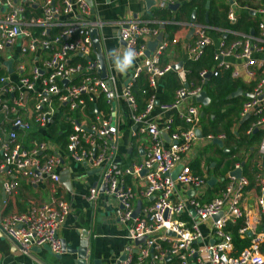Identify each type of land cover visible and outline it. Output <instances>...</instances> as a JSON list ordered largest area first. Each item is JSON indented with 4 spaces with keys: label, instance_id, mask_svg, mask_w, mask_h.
Wrapping results in <instances>:
<instances>
[{
    "label": "built area",
    "instance_id": "obj_1",
    "mask_svg": "<svg viewBox=\"0 0 264 264\" xmlns=\"http://www.w3.org/2000/svg\"><path fill=\"white\" fill-rule=\"evenodd\" d=\"M153 1L160 9L177 3ZM228 6L226 19L234 25L239 6L236 0H229ZM247 10L258 18L253 33L226 30L224 34L240 38L226 42L223 36L216 45L207 25L197 20L187 23L192 38L185 45L186 59L196 61L204 47L213 46L216 67L200 71L199 84H181L171 101L158 104L154 91L172 67L160 63L169 44L163 35L148 56L144 55L146 42L160 33L156 26L139 21L119 23L118 38L123 42L124 57L131 51L133 60L127 79L118 89L115 75L100 77L89 33L100 28L101 22L90 17L92 10L85 0H0V52L16 51L10 57L15 75L0 76V115L8 123V129L0 128L3 206L17 189L18 181L34 185L48 179L58 184L65 161L82 164L91 171L98 169L86 200L92 201L101 191L118 203L116 219L128 243L113 264H264V167L254 175L258 194L256 214L252 215L241 205L250 180L243 174L240 162L232 170L241 168L242 176H231L232 170L225 177L218 176L224 184L210 200L202 198L208 179L191 173L188 162L182 163L197 142L206 146L215 139L223 144L226 141L223 133H202L203 104L195 98L204 90L208 73L218 76L225 71L236 79L241 77L236 70L238 64L228 58L240 62L251 85L243 92L253 95L251 99L244 97L241 104L238 119L249 116L242 133H264V4ZM258 53L262 56L257 57ZM141 76L151 92L138 110L131 88ZM99 98L104 109L96 107ZM193 100L200 105L193 104ZM183 101L187 106L179 108ZM87 103L92 104L90 108ZM122 109L132 127V137L142 143V155L137 160L122 162L126 157L118 151V117ZM154 109L175 113L167 116L159 129L153 121ZM174 116L183 121L185 127L181 130L172 129ZM54 121L67 125L63 144L47 135ZM34 128L44 136L42 140L29 136ZM197 129L201 137H197ZM161 133H166L167 143ZM257 153V163L261 165L264 134ZM178 165L180 169L173 180L170 173ZM135 179L142 181L141 188L134 185ZM175 184L188 187L196 195L176 198ZM135 200L140 201V210L132 216ZM68 214L69 203L59 197L31 202L24 211L0 217V231L22 252L46 245L52 254H58L61 248L57 230ZM237 219H242L238 233L250 238V244L233 255L232 234L226 226ZM202 223L208 225L206 237ZM138 239L141 240L137 242Z\"/></svg>",
    "mask_w": 264,
    "mask_h": 264
},
{
    "label": "crops",
    "instance_id": "obj_2",
    "mask_svg": "<svg viewBox=\"0 0 264 264\" xmlns=\"http://www.w3.org/2000/svg\"><path fill=\"white\" fill-rule=\"evenodd\" d=\"M91 7L90 17L94 20H99L101 22L100 28H97V35L100 44V50L103 56L105 63V72L106 74H112L116 76V85L120 89L124 81L128 77L129 66L124 67L121 70L123 65V48L121 41L118 38V25L121 22L125 21H139L147 23L151 26H156L163 37L168 41V48L164 53V62L175 67L180 64V67L176 72V76L179 79L180 84L186 83L187 86L190 85L186 82V74L182 69V63L186 59L185 55V45L191 41L192 34L191 31L187 28L188 20L177 19L175 20L174 15L177 13L178 8H180L187 1L176 0L178 7L169 11L171 14L170 20L161 21L156 19H147L146 14H148L155 5H146L145 0H85ZM189 1V0H188ZM239 12L248 11L247 8H241L238 0ZM229 5V0H225ZM247 3L259 7L264 4V0H246ZM206 5V4H205ZM222 6V0H217L216 7L219 8ZM222 10V9H221ZM193 12V11H192ZM191 12V13H192ZM190 13V15H191ZM195 13V12H193ZM251 15H255L249 11ZM178 16L182 17V15ZM206 14V13H205ZM206 18V16H205ZM196 20V16H195ZM162 26V27H161ZM215 32L210 31L209 34L212 37L214 44L216 45L224 33L219 34V28ZM9 55V57H8ZM16 55V51L8 49L3 52H0V70H2L8 77L15 75V70L7 73L5 62L10 57ZM257 57H261V54H257ZM227 61H232L237 63V71L240 74L239 79L246 87H248V80L244 75L243 69L240 67V62L232 58H228ZM163 63V64H165ZM10 66H14L11 62ZM184 72V73H183ZM169 73L165 74L159 81V84L156 88L157 95L160 94L162 83L165 80ZM245 87V88H246ZM206 91V88L204 87ZM207 94V92H206ZM208 95V94H207ZM244 98V97H242ZM120 106L124 107V103L120 102ZM187 102L183 101L179 108H185ZM193 104H198L193 100ZM202 104V103H201ZM211 104L210 102L205 104ZM204 106V105H200ZM123 110V109H122ZM175 111H159L154 109L152 112L153 121L157 128H161L164 119L167 116H172ZM200 113L201 123L205 124L206 119H203L207 115H210L209 112ZM126 111L123 110L122 114L119 115V129H118V151L126 157L123 158L122 162H126L131 159L137 160L142 155L141 153V140L132 137V127L125 120L124 115ZM237 119L236 122H238ZM239 124L240 120H239ZM0 125L5 129H8V123L2 120L0 115ZM201 126V124H200ZM202 129V128H201ZM263 132V131H262ZM203 133V131H202ZM264 134V133H263ZM257 145L255 149L247 151L245 156V165L243 167V172H247L245 176L250 180V184L246 187L244 191V199L242 201V207L244 209H250L252 215L256 214V200L258 189L254 184V175L256 172L263 170V163L258 165L257 161L259 160V155L257 153ZM245 148V147H244ZM224 149H227L225 144L223 147L218 145L208 144L202 145L201 142H197L196 145H193L191 153L185 156V161L190 164V162L196 157L201 158V168L202 175L209 179L210 177H215L217 182L213 186L207 185L202 189L204 200H210L218 194L215 190V186L220 182L215 171H210L211 169L218 168L217 162L221 161L222 155L226 152ZM246 149V148H245ZM247 150V149H246ZM251 151H253L251 153ZM247 163L250 165L248 166ZM257 163V164H255ZM64 170L69 171V189L64 186L62 183H52L50 180H44L34 185H28L24 180L18 181V187L11 196H8L6 199L5 206L2 204V199H0V217H3L8 214L18 213L24 211L29 203H40L47 202L52 197H59L65 199L69 203V214L65 218L64 222L60 225L57 230V237L61 243H65L64 250L60 249L58 254H52L49 249L42 247H31L26 252L20 251V249L13 244L7 237H5L0 231V264H75L76 254L70 250H77L78 244L80 242L81 231L86 233L85 241L88 244V250L86 253H89L90 260L98 261L100 260L101 264H113L115 259L118 258L123 251V247L128 240L124 238L125 230L120 227L116 219V209L118 208V203L115 199L106 193L99 191L95 198L92 201L86 200L87 190L91 187L96 179V174L83 166L82 164H73L68 161L63 163ZM210 168V169H208ZM60 169V168H59ZM63 170L61 169V172ZM208 181V180H207ZM134 185L141 188L142 181L135 179ZM55 191L53 192V190ZM175 197H180L185 199L186 197H192L196 195L188 187L175 184ZM189 192L191 194H189ZM0 194L3 195L0 188ZM32 199V200H30ZM137 200H135L136 203ZM203 236H207V227L208 225L202 223L200 225Z\"/></svg>",
    "mask_w": 264,
    "mask_h": 264
},
{
    "label": "trees",
    "instance_id": "obj_3",
    "mask_svg": "<svg viewBox=\"0 0 264 264\" xmlns=\"http://www.w3.org/2000/svg\"><path fill=\"white\" fill-rule=\"evenodd\" d=\"M207 1H210L209 8L206 9L205 4ZM217 0H189L184 3L180 8H178L177 13L182 15V17L178 16L175 13L174 18L188 20L190 13L195 12L196 20L200 23L207 25L210 28V31L214 32L219 28V34H222L226 30H231L234 32H242L248 33L251 30H254L257 26V16L251 15L249 11L239 12L238 13V21L234 25H230L227 22L226 15L228 11V4L225 0H222V6L220 10L216 7ZM241 8H250L256 9V6H253L246 2V0H238ZM222 9V10H221ZM170 11V10H169ZM167 8H153L148 14H146L147 19H156L161 21L170 20L171 14ZM207 12V19H205ZM207 20V21H206ZM224 36V37H223ZM223 39L226 42L239 39L240 37L234 36L232 34L226 33L222 35ZM214 47L207 46L204 47L202 56L196 60L192 61L191 59H185L182 63V69L186 74V82L187 84L192 83L191 85H197L202 80L199 77V72L202 70L210 71L213 70L216 65L213 59ZM164 55L160 59V63L164 62ZM5 73L0 70V76ZM165 80L162 83V88L160 94L157 95V91H154V95L156 96V101L158 104H162L165 102H169L172 100L174 91L181 87L178 77L176 76L175 71H170L167 77H164ZM206 88V92L208 96L211 98V104L201 106V111L203 113L209 112L210 115L206 114V123H201V128L204 134L213 133V134H225L226 141L224 142L227 152H224L221 158V161L217 164L218 168H214L209 170L215 171L217 176L220 178L225 177L226 174L234 168V164L237 162H242L244 159H239L236 157V153L240 147H245L247 151L251 150V148L255 149V145L259 143L263 136V132L258 130L252 133L250 136H245L242 132L244 131L247 121L241 123L237 128L235 127L236 121L239 116V111L241 108L242 101L244 98H233L227 99L231 93L237 90V88H242V90H250L251 85L246 87L239 79H236L230 75L229 72H221L218 76H211L205 80L203 83V88ZM246 87V88H245ZM151 90L147 87V84L141 76L137 79L132 88L131 93L134 97V100L137 105V109H141L143 106V100L149 95ZM91 103H87V108H90ZM96 107L99 109H104L105 104L102 102L101 98L96 101ZM2 125H0V128ZM67 127L63 123H58L54 121L52 124L48 126L49 137L52 140L59 142L61 144L64 143V134L63 130ZM184 126L183 121L179 120L176 116L173 117V128H177L181 130ZM236 128V130H235ZM29 136L36 140H42L44 137L41 132H38L36 128L32 129L29 133ZM256 151V149L254 150ZM253 151H251L252 153ZM245 162V161H244ZM189 170L193 174H202L201 169V158L196 157L193 159L190 164H188ZM210 169V168H209ZM244 175L247 172H243ZM224 182H219L215 186V190L220 191L223 187ZM242 226V219H237L235 222L228 223L226 226V230L230 231L232 234V243L234 246L233 255L239 254L243 249L249 246L250 238L247 236H241L238 233V230Z\"/></svg>",
    "mask_w": 264,
    "mask_h": 264
},
{
    "label": "water",
    "instance_id": "obj_4",
    "mask_svg": "<svg viewBox=\"0 0 264 264\" xmlns=\"http://www.w3.org/2000/svg\"><path fill=\"white\" fill-rule=\"evenodd\" d=\"M145 3L146 5H153L154 4V1L153 0H145ZM209 5H210V1H207L206 2V9L209 8ZM178 7V3H174V4H168L167 5V9L168 10H175L176 8ZM253 13V12H252ZM207 19V12H206V18ZM190 22H193L195 21V13H191L190 15V19H189ZM207 21V20H206ZM162 27V26H161ZM251 33H253V31L251 30ZM90 40H91V43H92V48H93V51H94V54H95V58L97 60V64H98V71L100 72V77L101 78H104L106 76V72H105V63H104V60H103V56H102V53H101V50H100V44H99V39H98V35H97V30L96 29H91L90 33ZM161 35L162 33H158V35L156 36V38L154 40H151V41H148L146 42V49L144 51V55L145 56H148L149 52H151L157 41H159L161 39ZM121 45H123V42L121 41L120 42ZM12 62V59H8V61L5 62V67H6V71L7 73L11 72V64ZM180 67V64H178L177 66L175 67H172V70H175L177 71ZM211 76L210 73H208L206 75V78H209ZM182 86L183 87H186V83H182ZM239 97H245V98H253V95L252 94H248V93H244L242 88H237L236 91H234L233 93H231V95H229L227 97V99H233V98H239ZM196 101L197 102H200L202 103L203 105L207 104L210 102V97L206 94V91L203 90L196 98ZM157 105V103H155ZM203 115V113H202ZM249 118V116H246L244 118H242L240 120V123H243L245 120H247ZM257 130H254V132H256ZM196 135L197 137H201V130L200 129H197L196 130ZM161 137L162 139L164 140V142H168V137L166 135V133H161ZM212 144L214 145H218L219 147H223V143L217 139L213 140ZM226 152L228 151V149H224ZM241 167H244L245 165V162L242 161L240 163ZM263 165H264V162H263ZM180 169V166H176L175 169L170 173V177L174 180L176 174L178 173ZM98 171L97 170H94L93 172L96 173ZM230 175L235 177V178H240L242 176V170L241 168H237V169H234L230 172ZM58 182L59 183H62L64 186L67 187L68 190H70L69 188V171L67 170H63L62 172L59 173V179H58ZM217 182V179L215 177H210L207 181V184L209 186H213L215 183ZM3 193V192H2ZM189 194H191L189 192ZM4 198V194H0V199ZM140 210V201H136L135 203V207L133 209V212H132V216H135L137 215V213L139 212ZM190 214L191 215H195V212L193 211H190ZM215 219L217 218V216L214 217ZM264 230V228H263ZM248 235H250V233H248ZM85 238H86V233L84 231H81V234H80V242L78 244V247H77V250L74 249V250H68V251H73L75 254H76V261H75V264H101L100 260L98 261H94V260H90V257H89V253H86V250H88V247H87V243L85 241ZM141 239H138L136 240L137 242L140 241ZM65 243H63L61 241L60 243V248L61 250L65 248ZM42 248H45V249H49L46 245H43Z\"/></svg>",
    "mask_w": 264,
    "mask_h": 264
},
{
    "label": "clouds",
    "instance_id": "obj_5",
    "mask_svg": "<svg viewBox=\"0 0 264 264\" xmlns=\"http://www.w3.org/2000/svg\"><path fill=\"white\" fill-rule=\"evenodd\" d=\"M132 60H133V53L131 51H129L124 57L123 65L121 67V70H123L124 67L130 66L131 63H132Z\"/></svg>",
    "mask_w": 264,
    "mask_h": 264
},
{
    "label": "rangeland",
    "instance_id": "obj_6",
    "mask_svg": "<svg viewBox=\"0 0 264 264\" xmlns=\"http://www.w3.org/2000/svg\"><path fill=\"white\" fill-rule=\"evenodd\" d=\"M247 155V150L242 146L239 148V150L236 153V157L239 159H245V156ZM247 165L249 166L250 164L247 163ZM32 200V199H30Z\"/></svg>",
    "mask_w": 264,
    "mask_h": 264
},
{
    "label": "flooded vegetation",
    "instance_id": "obj_7",
    "mask_svg": "<svg viewBox=\"0 0 264 264\" xmlns=\"http://www.w3.org/2000/svg\"><path fill=\"white\" fill-rule=\"evenodd\" d=\"M242 98V97H241Z\"/></svg>",
    "mask_w": 264,
    "mask_h": 264
}]
</instances>
